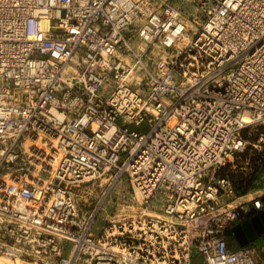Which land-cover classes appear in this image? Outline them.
<instances>
[{
  "label": "built area",
  "instance_id": "obj_1",
  "mask_svg": "<svg viewBox=\"0 0 264 264\" xmlns=\"http://www.w3.org/2000/svg\"><path fill=\"white\" fill-rule=\"evenodd\" d=\"M168 1L0 0V250L34 264H258L264 234L240 247L232 230L264 212V192L234 198V174L264 151V0H200V24ZM103 176L82 216L76 191ZM123 178L143 213L97 233Z\"/></svg>",
  "mask_w": 264,
  "mask_h": 264
},
{
  "label": "rangeland",
  "instance_id": "obj_2",
  "mask_svg": "<svg viewBox=\"0 0 264 264\" xmlns=\"http://www.w3.org/2000/svg\"><path fill=\"white\" fill-rule=\"evenodd\" d=\"M199 1L200 0H169L168 3L178 8L185 16H195L196 22L200 24L205 14L200 13V10H198ZM190 27H192L193 30L195 25L192 23ZM263 132V127L258 128L252 141L257 140L259 135ZM261 154L262 155H255L251 159L250 164L244 166L245 169L238 171L237 174H234V179L236 181V192L234 198L243 197L237 202H246L253 196L260 195L264 192L263 190L258 191V187L264 179V151ZM108 183L109 181L105 183L104 180H96L88 184L80 185V188L76 191V195L80 206V214L82 216H87L93 210L98 200L101 198L102 193L107 188ZM106 201L109 202L104 204L105 209L101 211L97 221L95 222L94 230L97 233L100 232L104 219L111 215L124 214L126 216H134L135 214L138 215L143 213L138 200L136 201L134 199L128 180L125 178L112 186L110 195ZM160 207L161 204L156 202V205L152 209H149L155 213H145L155 215L159 213ZM246 207L248 208V205H246ZM250 211L251 210L247 211L246 214L248 215ZM261 239L262 237L259 238V241ZM255 257L258 264H264V250L256 249ZM25 261L31 262L27 260Z\"/></svg>",
  "mask_w": 264,
  "mask_h": 264
},
{
  "label": "water",
  "instance_id": "obj_3",
  "mask_svg": "<svg viewBox=\"0 0 264 264\" xmlns=\"http://www.w3.org/2000/svg\"><path fill=\"white\" fill-rule=\"evenodd\" d=\"M232 231L240 247L256 241L264 234V213L235 226Z\"/></svg>",
  "mask_w": 264,
  "mask_h": 264
},
{
  "label": "bare ground",
  "instance_id": "obj_4",
  "mask_svg": "<svg viewBox=\"0 0 264 264\" xmlns=\"http://www.w3.org/2000/svg\"><path fill=\"white\" fill-rule=\"evenodd\" d=\"M19 93H20V91H19ZM100 179L103 181H105V183L106 182H108V180H107V178L105 177V176H103V177H100ZM262 180V179H261ZM259 190H264V179L261 181V184H260V186L258 187V191ZM243 198V197H242ZM109 202V201H108ZM107 201L104 203V204H106V203H108ZM104 204H103V207H102V210L101 211H103L105 208H104ZM145 212H148V213H151V214H154L155 212H153V211H148V210H145L144 211V213ZM101 213V212H100ZM147 213V214H148ZM118 215H124V214H118ZM0 264H34V263H32V262H26V261H24V260H22V259H20L19 257H17V256H14V255H10V254H7V253H5L3 250H0Z\"/></svg>",
  "mask_w": 264,
  "mask_h": 264
},
{
  "label": "crops",
  "instance_id": "obj_5",
  "mask_svg": "<svg viewBox=\"0 0 264 264\" xmlns=\"http://www.w3.org/2000/svg\"><path fill=\"white\" fill-rule=\"evenodd\" d=\"M263 213H264V212H263ZM259 215H260V214H259ZM255 216H258V215L252 214V215L249 216V217L246 216V218L243 220V222L248 221V220H250L251 218H253V217H255ZM243 222H242V223H243Z\"/></svg>",
  "mask_w": 264,
  "mask_h": 264
},
{
  "label": "trees",
  "instance_id": "obj_6",
  "mask_svg": "<svg viewBox=\"0 0 264 264\" xmlns=\"http://www.w3.org/2000/svg\"><path fill=\"white\" fill-rule=\"evenodd\" d=\"M254 213H255V211H254V210H251V211L249 212V214L247 215V217L251 216V215L254 214Z\"/></svg>",
  "mask_w": 264,
  "mask_h": 264
}]
</instances>
